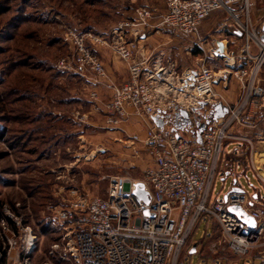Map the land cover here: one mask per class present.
Wrapping results in <instances>:
<instances>
[{"label":"built area","instance_id":"built-area-1","mask_svg":"<svg viewBox=\"0 0 264 264\" xmlns=\"http://www.w3.org/2000/svg\"><path fill=\"white\" fill-rule=\"evenodd\" d=\"M255 1L263 12L256 22L249 17V0H164L163 13L136 7L130 18L109 30L107 37L66 31L61 39L68 53L56 62L58 71L90 75L93 84L104 83L106 69L88 42L109 47L126 65L127 79L111 86L104 123L120 129L132 116L145 123L144 136L129 142L136 159L142 150L148 159L141 179L112 177L104 197L89 196L72 184L60 186L61 204L51 208L59 237L50 247V256L72 264H178L202 214L217 223L218 246L223 243V250L243 257L264 245V207L251 205L247 191L253 186L248 178V190L236 184L239 177L235 175L234 187L240 191L231 187L226 199L217 196L210 201L216 177L223 172L220 163L224 154L239 157L251 149L252 137L264 123V0ZM218 11L226 12L242 34L244 42L238 51L219 41L221 53L217 42L196 65L177 70L172 63H150L140 48L139 29L168 31L172 38H194L202 22ZM231 79L238 84L239 94L236 102L228 105L215 86ZM91 97L95 99L97 94L93 92ZM218 103L228 110L223 117L213 119V107ZM180 110L188 113L187 120L175 117ZM153 119L160 120L162 127ZM201 124L204 129L198 141ZM249 161L244 169L258 178ZM233 169L241 170L242 165L237 163ZM233 169L231 165L226 168ZM245 170L241 175H246ZM137 182L143 184L148 204L137 203L132 197ZM237 208L253 224L247 225L231 212ZM144 210L149 215H144ZM4 237L0 259L3 250L16 245L14 238ZM35 239L31 233L23 237L25 255L36 248Z\"/></svg>","mask_w":264,"mask_h":264},{"label":"rangeland","instance_id":"rangeland-1","mask_svg":"<svg viewBox=\"0 0 264 264\" xmlns=\"http://www.w3.org/2000/svg\"><path fill=\"white\" fill-rule=\"evenodd\" d=\"M80 3L79 0H31L27 11L38 17L41 23L23 29L34 30L35 38L23 41L20 35L21 39L17 36L13 42L16 46L20 42H26L19 45V50L31 52L35 60L42 61L41 70L18 69L6 78L7 83L0 89L4 92L12 85L18 89L16 96L4 98V95H0V99L4 98L3 102L0 101V117L8 112L13 113L12 116L8 115L11 121L5 123L8 127L5 138H0V238L4 243V236L14 238L16 245L12 249L22 252L23 237L29 233L35 236L36 248L29 254V264H69L58 257L51 259L48 254L51 245L59 237V231L51 220V208L61 204V196L57 191L60 186L72 184L89 196L104 197L110 178L125 176L139 180L143 175L141 165H136L139 158L137 160L133 156L130 142L115 147L114 141L110 139L108 132L119 129H111L105 125V110L92 111V106L100 101L98 92L93 86L90 89L81 84L71 86L73 74L60 72L55 67L56 62L68 53L67 46L61 39L66 31L91 32L95 35L101 34L103 30L109 32L122 18L129 15V10L141 6V3L139 0H98L91 7L81 8ZM14 15L15 12L9 10V13L0 17V33L6 28L7 20ZM190 42V39L176 40L172 45L187 47ZM87 44L92 50L95 49V45L89 42ZM180 52L181 58L177 59L179 65H194L196 57L193 54L188 55L182 50ZM96 54L98 55L97 52ZM2 60L3 56H0V63ZM87 76L91 81L92 77ZM72 92H78L89 102L76 105L65 101L57 102V99L73 95ZM93 92L97 94L95 99L91 97ZM19 95L31 96L33 106L15 101V97ZM223 96L230 98L233 95ZM25 109L30 111V120L34 117L36 119L29 125L34 134L26 133L23 136L20 131L25 130L28 125L19 114ZM201 115L202 113H197V116ZM2 127L0 124V129ZM27 135H30V140H22V136L24 138ZM127 140L130 141V138ZM246 153L245 162L251 161L259 177H252L250 172L241 175L240 170L233 171L239 177L236 184L248 190V178V183L253 186V189L247 191L251 205L264 207V123H260L257 135L252 137V148L246 149ZM145 155L148 156L144 150L140 151V159ZM224 159L228 163L232 160L235 162L232 155L224 154ZM238 159L242 160L241 157ZM243 166H246L245 163ZM233 174L226 177L224 173L218 174L211 202L217 196L219 199L225 197L235 180ZM211 228L212 238L204 239L201 245L203 232L209 234ZM219 236L217 223L202 214L191 235L190 243L196 245V250L185 255L188 248L185 247L178 264H220L222 259L226 264H234L245 257L256 256L255 253H264V245H260L249 250L243 257L232 258L230 251L222 249L223 243L218 246ZM211 244H214V249H210ZM201 246L204 257L199 255ZM206 257L219 261L213 263ZM245 264H251L250 260L247 259ZM253 264L262 262L255 259Z\"/></svg>","mask_w":264,"mask_h":264},{"label":"crops","instance_id":"crops-1","mask_svg":"<svg viewBox=\"0 0 264 264\" xmlns=\"http://www.w3.org/2000/svg\"><path fill=\"white\" fill-rule=\"evenodd\" d=\"M135 0H131L133 2ZM139 3H141V6L136 7H149L154 8L156 10L157 14H161L165 11V3L164 0H139ZM249 17L252 21L256 22L262 15L261 7H259L255 0H249ZM135 7V8H136ZM129 10V15L122 18V20L128 19L133 15L134 9ZM239 8V6H237ZM139 36H138V42L140 45V48L145 52L146 57L149 58V62L153 63L155 61H161L162 63H172L177 70L186 69L188 67H191L189 65H186L185 63L178 62V58H181V50L182 52H186V54H193L194 57H196V62L203 57V55L213 47V44L222 41L224 44H228V48L234 51H238L241 45L244 42V38L242 34L235 29V27L232 24V20L229 18V16L226 14V12L218 11L211 13L208 18H206L200 27L198 28L197 35L194 38H185L190 39V44L186 46L180 45V44H173V41L176 40H185L184 38H172L170 32L168 31H154V30H144L139 29ZM107 31L103 30L101 34L98 33V35H106L107 37ZM182 39V40H181ZM102 63L104 64V67L107 72V80L104 83H101L99 85H95L90 81V79L86 77H80L72 75L70 79L71 86L73 85H85L87 89H90V86H93V88L98 92V95H100V101L95 105L92 106V111L98 109V110H104L103 105L108 102V99L111 96V86L112 85H118L125 81L127 79V69L126 65L121 62L117 57L113 55L109 47L105 45H95L94 49ZM196 62L194 65H196ZM150 66V65H149ZM193 66V65H192ZM219 67V66H218ZM219 84V85H218ZM215 86V92L221 95L225 99V103L228 105H233L236 102L237 96L239 94V86L238 84L231 79L228 83L220 82ZM236 88V90H234ZM74 90V89H71ZM73 95L66 96L61 99H57L58 103H62L65 101V103H70L72 105H76L83 102H89L88 100L84 99L83 96H80L78 92H72ZM83 95V94H82ZM223 95H233L230 98L223 96ZM54 102V99H52ZM147 125L143 123L140 119L136 117H130L129 121L121 126L119 130L108 132L110 134V139L114 141L115 147H121L122 144L129 143L128 138L131 137H137L142 138L145 134ZM143 153H141L142 155ZM235 157V156H234ZM235 157V162L228 163L227 160L223 158L222 162L220 163V169L223 171L224 176L232 175L233 174V165L239 163L242 165V169L240 170L241 173L244 172L245 166L242 160L240 161L238 158ZM148 159V156H144L143 159L139 158V161H136V165L140 166V168L143 169L144 162ZM138 160V159H137ZM232 167L233 171H227V166ZM245 172H247L245 170ZM233 177L235 179V174H233ZM235 181V180H234ZM234 187V182L232 184ZM213 222V221H212ZM213 226V225H212ZM212 228L209 230V234L205 232L204 238H212ZM208 235V237H207ZM203 238V237H202ZM3 240L0 238V249H2ZM196 250V246L194 245V250L190 253H194ZM256 256H248L241 260H238L237 263L234 264H245L246 260H250L251 264L254 263L255 259H259L262 264H264V253H255ZM199 255L204 257L202 255V246L201 251L199 252ZM230 256L233 258H236L237 256L230 253ZM52 258H57L52 257ZM207 259H210L209 257H206ZM240 259V258H238ZM30 255H25L23 252L14 250L12 248L5 249L2 252V258L0 259V264H29ZM61 260V259H60ZM213 263L215 261H219L218 259H210ZM64 263L72 264L69 261L61 260ZM220 264H226L225 260L219 261Z\"/></svg>","mask_w":264,"mask_h":264},{"label":"trees","instance_id":"trees-1","mask_svg":"<svg viewBox=\"0 0 264 264\" xmlns=\"http://www.w3.org/2000/svg\"><path fill=\"white\" fill-rule=\"evenodd\" d=\"M79 1L81 2L79 4V7L81 8L82 6L91 7L98 0H79ZM11 2H14V5H11ZM29 6H31V0H0V17L5 16L7 13H9V10H13V13L15 12V15L12 18L10 17L7 20L6 28L2 30V33H0V43H2V45H0V56H3V60L0 63V89L4 84L7 83L6 78L11 73L15 72L18 69L32 71V70H37L40 68L41 70L42 61L35 60L31 52L26 53L24 51L19 50L20 48L19 45L21 43L25 44L26 42H20L18 43L17 46L13 42L14 39L17 36L20 37V35L23 38V41L33 40L35 38L33 29H31L33 31H27L23 29L26 26H29L32 24L36 25V24L41 23L38 17H36L35 15H31V13L27 11ZM88 31H92V30H88ZM10 32L12 33L10 34ZM21 37L19 39H21ZM49 44H51V42H49ZM61 47L63 48V44H61ZM35 79L36 77L33 78V80ZM17 92H18V89L12 85V87H9L7 91H4V92L0 91V95H4V98H5L6 96L10 97L11 95L16 96ZM4 98L0 99V101L4 100ZM15 101L25 102L24 104L26 106L27 105L30 107L33 106L31 96L19 95L18 97H15ZM8 115L12 116L13 113L8 112V114L6 113L5 116L0 117V124L3 126L2 129H0V138L2 139L5 138L6 133H7V128H8L5 125V123L7 121H11ZM19 115L22 117L21 119L26 120V123L28 125L25 130L20 131V132H23L22 135L25 136L26 133L34 134V130L31 129L32 127H30L29 125L32 124L36 118L34 117V119H31V120L29 119V116H31L29 109H25L24 112H21ZM23 136H22V140L25 138L30 140V135H27L24 138ZM19 140H21L20 137H19ZM246 155H247L246 151L241 155V159L243 160V162H245ZM204 239H205L204 237L201 239V242H200L201 245H203ZM190 241H191V237L188 239V241L184 245V248L188 247L185 252V255L194 250V245H192Z\"/></svg>","mask_w":264,"mask_h":264},{"label":"water","instance_id":"water-1","mask_svg":"<svg viewBox=\"0 0 264 264\" xmlns=\"http://www.w3.org/2000/svg\"><path fill=\"white\" fill-rule=\"evenodd\" d=\"M217 48H218V52L221 53L222 52V43L221 42H218L217 43ZM201 106H204V103H200ZM213 113H212V117L213 119H218V118H221L223 117L226 113H227V107L218 103L216 105H214L213 107ZM177 116H182L185 120H187L188 118V113L184 110H180L176 115L175 117ZM153 121L156 123V125L158 127H162V122L159 120L157 121L156 119H153ZM204 129V125L201 124L198 128V141H200V132H202ZM232 191L234 192H239L240 190L236 189V188H233ZM132 197L134 198L135 202H140L142 201L143 203L145 204H148L149 203V197H148V194L146 191H144V186L141 182H137L134 184V190L132 191L131 193ZM224 199H226V196L224 197ZM231 212L235 213L238 217H241L242 221L245 222L247 225H251L253 224V220L248 216L246 215L242 209L240 208H237V209H231ZM143 214L144 215H149L148 211L147 210H144L143 211ZM152 216V215H151Z\"/></svg>","mask_w":264,"mask_h":264}]
</instances>
